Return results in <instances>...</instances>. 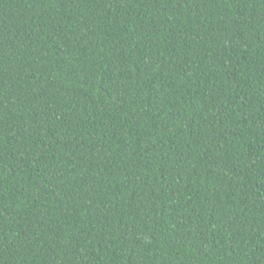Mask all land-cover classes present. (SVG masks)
I'll return each mask as SVG.
<instances>
[{
  "label": "trees",
  "instance_id": "16d2710c",
  "mask_svg": "<svg viewBox=\"0 0 264 264\" xmlns=\"http://www.w3.org/2000/svg\"><path fill=\"white\" fill-rule=\"evenodd\" d=\"M0 264H264V0H0Z\"/></svg>",
  "mask_w": 264,
  "mask_h": 264
}]
</instances>
